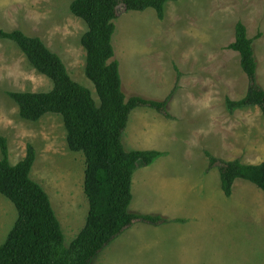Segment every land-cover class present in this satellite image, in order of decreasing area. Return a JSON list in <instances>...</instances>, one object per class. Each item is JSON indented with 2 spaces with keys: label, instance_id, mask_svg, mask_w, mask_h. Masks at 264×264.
I'll list each match as a JSON object with an SVG mask.
<instances>
[{
  "label": "rangeland",
  "instance_id": "1",
  "mask_svg": "<svg viewBox=\"0 0 264 264\" xmlns=\"http://www.w3.org/2000/svg\"><path fill=\"white\" fill-rule=\"evenodd\" d=\"M72 1L0 0V27L39 37L99 103L85 74L86 53L80 44L87 25L70 12ZM185 1H168L163 19L153 8L125 11L120 5L113 35L127 97L170 96L172 116L149 107L130 113L122 138L125 150L162 155L134 171L129 211L171 221L156 226L135 221L91 264H264V192L236 179L231 196H225L219 171L208 169L205 154L246 164L264 162L260 109L230 112L225 103L226 98L243 97L248 87L238 52L227 48L235 40L238 21L253 39L257 81L264 89V0L189 1L191 17L183 24L175 15L180 9L176 5ZM51 87V80L36 72L13 41L0 39V136L12 164L24 157L28 144L35 148L31 178L46 191L68 245L89 211L83 189L85 157L69 150L60 115L24 120L8 96ZM16 217L14 205L0 194V244Z\"/></svg>",
  "mask_w": 264,
  "mask_h": 264
},
{
  "label": "trees",
  "instance_id": "2",
  "mask_svg": "<svg viewBox=\"0 0 264 264\" xmlns=\"http://www.w3.org/2000/svg\"><path fill=\"white\" fill-rule=\"evenodd\" d=\"M168 1L178 0H73L70 3V12L87 25L80 44L86 53L85 74L95 87L99 103L87 87L71 78L61 58L39 37L0 28V39L13 41L33 68L52 81V88L47 92H8V96L18 106L19 116L24 120L38 121L47 113L62 117L69 150L81 152L85 157L83 189L89 202L84 227L66 245L46 191L31 178L35 148L28 144L25 156L12 165L6 140L0 136V194L10 200L17 211L14 224L0 244V264H91L135 221L153 226L171 221L160 215L129 211L134 171L139 165H151L162 152L126 151L122 141L130 113L137 107L153 108L171 119L167 109L170 96L164 100L141 95L127 97L113 47L120 5L125 11L153 8L163 19ZM227 48L238 52L248 80L243 97L226 98L227 109L233 112L258 107L264 117V89L257 81L253 39L247 35L241 21L236 23L235 40ZM205 154L208 169L217 167L219 171L225 196H231L236 179L249 181L264 192V162L246 164L239 159H218L209 151Z\"/></svg>",
  "mask_w": 264,
  "mask_h": 264
},
{
  "label": "crops",
  "instance_id": "3",
  "mask_svg": "<svg viewBox=\"0 0 264 264\" xmlns=\"http://www.w3.org/2000/svg\"><path fill=\"white\" fill-rule=\"evenodd\" d=\"M190 1V2H189ZM197 1L198 0H187V1H185V2H182V3H180V4H178V5H176V7H180V9L178 10V12H177V14L178 15H175V19H178V18H180L181 19V21H182V23L183 24H185V23H189L188 21H187V19H190V17H191V15H190V10H192V8H190L189 6H187L186 4H189V3H194V2H196L197 3ZM189 2V3H188ZM189 7V8H188ZM183 9L185 10L184 12H183ZM157 14V13H156ZM177 16V17H176ZM169 19H171V16L169 17ZM0 28H2V27H0ZM183 28V27H182ZM3 29V28H2ZM3 30H5V29H3ZM14 30H20V29H14ZM5 31H7V30H5ZM21 31V30H20ZM23 32V31H22ZM24 33V32H23ZM27 35V34H26ZM29 36V35H28ZM32 37H37V36H32ZM2 40H6V39H2ZM37 72V71H36ZM39 75H41V76H45V75H43V74H40L39 72H37ZM48 78V77H47ZM52 82V81H51ZM52 88V87H51ZM51 90V89H50ZM29 92H34V91H29ZM36 92V91H35ZM39 92V91H38ZM40 92H47V91H40ZM14 102V101H13ZM17 108H18V106H17ZM19 114V113H18ZM0 154H1V152H0ZM26 154V153H25ZM25 156V155H24ZM1 158V157H0ZM23 158V157H22ZM21 158V159H22ZM20 159V160H21ZM19 160V161H20ZM36 160V159H35ZM9 161H10V157H9ZM11 163V162H10ZM17 163V162H16ZM12 164V163H11ZM12 165H14V163L12 164ZM32 171V170H31ZM40 184V183H39ZM41 185V184H40ZM3 196V195H2ZM6 198V197H5ZM10 201V200H9ZM11 202V201H10ZM12 203V202H11ZM13 204V203H12ZM16 220V219H15ZM15 222V221H14ZM14 224V223H13Z\"/></svg>",
  "mask_w": 264,
  "mask_h": 264
}]
</instances>
